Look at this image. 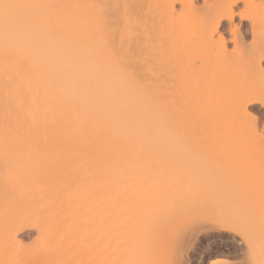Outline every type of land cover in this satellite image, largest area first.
Wrapping results in <instances>:
<instances>
[{"label":"rangeland","instance_id":"rangeland-1","mask_svg":"<svg viewBox=\"0 0 264 264\" xmlns=\"http://www.w3.org/2000/svg\"><path fill=\"white\" fill-rule=\"evenodd\" d=\"M45 2V15L58 13L47 15L50 27L95 29L94 38L85 39L99 45L117 32L110 37L113 45L108 42L111 49L127 46L120 49L129 54L133 48L129 55L120 52L124 61L137 58L146 77L140 80L170 94L174 138L128 143L129 166L142 161L146 171L129 170L127 179L139 194L156 169L160 186L173 187L177 192L170 197L181 202L109 206L105 174L93 199L89 176L75 178L73 170L88 164L92 144L49 139L47 128L41 138L13 139L17 126L7 117V130L0 128V264H264V105L246 106L251 95L264 94V0ZM229 8L233 20L223 18L213 32ZM128 63L123 62L143 72ZM19 126L26 128L28 120ZM97 152L91 154L96 163ZM68 169L73 173L64 176ZM82 185L89 203L77 205L79 227L62 241L53 231L59 225L58 194L75 203ZM53 253L59 261L52 262Z\"/></svg>","mask_w":264,"mask_h":264},{"label":"bare ground","instance_id":"bare-ground-1","mask_svg":"<svg viewBox=\"0 0 264 264\" xmlns=\"http://www.w3.org/2000/svg\"><path fill=\"white\" fill-rule=\"evenodd\" d=\"M47 3L45 0H0V97H6V100L0 102L1 130H7L8 125L5 124V119L8 117L11 124L17 126V132L9 135L13 139L24 137L34 140L41 138L45 132L43 129L47 128L50 130L49 139L53 140L58 136L65 142L79 141L84 144H92L88 149L90 154L88 164L73 168L74 175H76L75 178L89 176L87 177L88 188L89 190L93 189L91 197L93 195V199H95L97 196L95 190L98 185H102L105 174L109 206L115 204L120 207L126 201L138 208L142 207V209L145 206H148L147 208H151L155 204L157 206L158 202L160 206L167 203L176 205V202L179 204L181 200L177 198L178 196L175 198L179 201L174 200V196L170 197L177 192L172 189L173 187L168 185L164 187L163 184L160 186L162 181L156 169L146 176V184L149 187H145L138 194L136 187L127 179V171L144 174L146 167L143 169L142 161L129 166L125 155L126 150L129 149L127 144L131 141L137 140L144 144L155 142L156 144L159 139L170 141L174 138V108L170 94L168 97L165 94H159L156 92V85L143 82L146 80V77L143 78V74L141 77V73H144L142 69L144 65H141L142 67L140 64L138 65L137 58L133 61L141 67L143 72L137 66L132 68L135 65H132L134 62L130 59L128 62L130 64L133 62L132 67L129 65V68L123 64V62L129 64L124 61L123 56L131 54L133 48L130 49L131 46L127 48L130 49L129 54L124 52L125 49L121 50L125 46L115 50L116 52L113 51L109 46L112 42L110 37L117 32L114 33L113 30L112 36L110 32L109 35L106 33L110 40L107 39L106 45H99L98 42L95 44L90 40L91 43L87 42L85 34L91 39L93 37L91 35L94 33H85L86 26L78 27L76 31L71 29L68 31L63 27H50V20L48 23L47 17L50 14L43 13ZM74 3L76 4V2ZM71 4L73 5V3ZM65 6L60 7L65 9ZM67 6L69 7L70 4ZM53 8L55 9V7ZM73 8L74 6L69 9ZM46 10L48 13V9ZM64 12L67 13L66 10ZM64 12L62 13L64 14ZM62 13L60 12V14ZM234 14L233 9L230 8L223 13L214 25L213 32L217 30L223 18L233 20ZM54 15H57L56 18H58V13L50 16L55 17ZM72 15L73 13L70 18ZM75 17L74 15V20ZM65 20L68 21L66 18ZM52 21H54L53 18ZM72 24L73 22L68 27ZM72 27L74 28V26ZM93 31L96 34L97 30ZM106 34H104L105 37ZM221 40H225L223 36ZM104 41L106 40L104 39ZM108 42L110 43L108 44ZM119 44L120 46L124 45L121 42ZM118 50L120 51L118 52ZM120 52H124V54ZM127 57L125 59L128 60ZM140 77L143 78V81L140 80ZM8 80H11V83L6 82ZM251 103L264 105V94L258 97L251 95L246 101V106ZM26 120H28V126L20 127L21 122ZM2 135L5 136L3 133ZM96 143L100 146H96ZM141 148L145 149L144 146L135 147V149ZM151 148L153 147L151 146ZM93 151L95 153L98 151L97 153L101 154H99L101 157L97 163L91 156ZM73 170L68 169L63 175H70ZM143 170L145 171L143 172ZM173 190L176 191L174 194ZM87 191L88 189L83 185L80 186L75 203L66 200L64 194L59 192V225L54 227L53 231L59 233L62 241L65 237L76 234L82 216L81 209L89 203L88 201L86 204L84 200V194ZM147 196L149 199H143ZM91 197L90 201L93 200ZM163 199L164 204H160ZM168 200H171L172 203L171 201L167 202ZM77 205L81 206L80 210ZM126 205H122V207ZM113 214L115 216L117 213ZM16 215L13 213L11 216L15 218ZM113 216L110 215L112 224L116 217L113 218ZM14 221L15 226L18 222ZM111 230L112 234L116 233L113 229ZM120 231L122 232L121 229ZM57 257H59V253H53L50 259L55 262V259L58 260Z\"/></svg>","mask_w":264,"mask_h":264}]
</instances>
